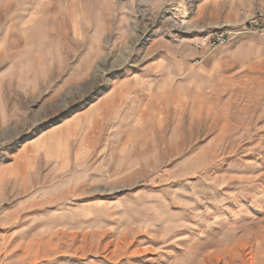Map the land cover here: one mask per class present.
Returning a JSON list of instances; mask_svg holds the SVG:
<instances>
[{
    "label": "rangeland",
    "instance_id": "374dc122",
    "mask_svg": "<svg viewBox=\"0 0 264 264\" xmlns=\"http://www.w3.org/2000/svg\"><path fill=\"white\" fill-rule=\"evenodd\" d=\"M218 1L0 0V264H264V35L206 41L264 4Z\"/></svg>",
    "mask_w": 264,
    "mask_h": 264
},
{
    "label": "built area",
    "instance_id": "2783aa9c",
    "mask_svg": "<svg viewBox=\"0 0 264 264\" xmlns=\"http://www.w3.org/2000/svg\"><path fill=\"white\" fill-rule=\"evenodd\" d=\"M255 12L252 17H249L247 20L241 23V25H234L230 31L223 32L219 30V32H215L214 34L210 35L206 39L207 43H211V45L215 47L220 45L223 46L227 43V39L230 34L234 35L236 33H261L260 31H262V29L264 30V9H260ZM212 38L213 40L210 41Z\"/></svg>",
    "mask_w": 264,
    "mask_h": 264
},
{
    "label": "crops",
    "instance_id": "0c3cea01",
    "mask_svg": "<svg viewBox=\"0 0 264 264\" xmlns=\"http://www.w3.org/2000/svg\"><path fill=\"white\" fill-rule=\"evenodd\" d=\"M221 4H220V3ZM264 4V0H220L216 4L221 5L222 9L219 10L217 13H223L225 18H232L238 16L240 12L246 9H251L257 4ZM222 15V16H223ZM264 35V32L258 33ZM248 35H256V34H245Z\"/></svg>",
    "mask_w": 264,
    "mask_h": 264
}]
</instances>
